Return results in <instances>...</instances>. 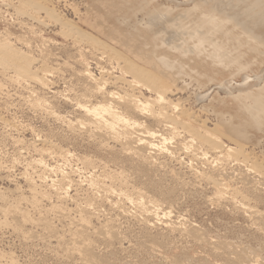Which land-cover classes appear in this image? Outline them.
I'll return each instance as SVG.
<instances>
[{
    "label": "rangeland",
    "instance_id": "rangeland-1",
    "mask_svg": "<svg viewBox=\"0 0 264 264\" xmlns=\"http://www.w3.org/2000/svg\"><path fill=\"white\" fill-rule=\"evenodd\" d=\"M0 1V44H13L35 72L29 80L0 61V264H264V118L251 120L245 102L232 97L258 90L254 78L264 66L246 71L252 92L241 77L229 92L227 76L215 72L208 81L211 70L176 62L179 53L169 49L194 47L199 12L241 22L257 15L263 25L264 0H34L50 16L32 13L28 0ZM159 36L169 71L141 54L140 42L151 50ZM126 59L147 69L148 80L139 76L140 86L131 88L136 74L123 73ZM159 90L169 115H185L192 130L239 154L215 160L197 137L182 151L192 134L171 137L122 99L153 101ZM104 103L168 134L167 152L145 161L142 150L97 130L79 106ZM246 153L250 161H235ZM213 181L226 187L222 195ZM137 196L159 205L160 217L141 215Z\"/></svg>",
    "mask_w": 264,
    "mask_h": 264
},
{
    "label": "bare ground",
    "instance_id": "bare-ground-1",
    "mask_svg": "<svg viewBox=\"0 0 264 264\" xmlns=\"http://www.w3.org/2000/svg\"><path fill=\"white\" fill-rule=\"evenodd\" d=\"M0 2H2V1H0ZM255 3L259 4L260 2L255 1ZM23 4L29 6V8L32 9V13H35L36 15L39 11H44V9H45L43 7L44 5L42 6V3L40 1L28 0L27 2L24 1ZM15 8H16V6H15ZM45 12H47V15L50 16L48 14V10L46 11V9H45ZM51 17H54V15L52 14ZM256 17H258V16L257 15L252 16L251 20L253 23H251V20H250V22H241V19L239 17L218 16V15H214V14L208 16V15H205V13L202 14L201 12H199V16L196 19V24H195V28H194L195 31L193 34L195 36V39H196V41L194 42V47L184 48L181 45H176V46L170 47L169 49H170V51L174 50L173 52L179 53V59L176 62H183V61L187 62V61H189L190 65L193 64L197 67L201 66L204 69L211 70L210 74H206V78L208 79V81H211V80L214 81L215 80V77H216V74H214L215 72H217L220 75L227 76L223 85H224V87H227L229 89V92L234 90V89H232V86L229 85V82L231 80H234V78H237V77H239V78L241 77V78H243V80H246V84L244 85V89H247L249 87V84L247 85V82H248L250 77L246 74V71L248 69H250L252 67V65H259L260 64V65L264 66V32L262 30V28L264 27V24L262 25V22L259 21ZM56 18H57V16H56ZM55 20H57V19H55ZM61 21L63 22L62 19H61ZM61 24L66 25V22L61 23ZM140 43H142V49H143V51L142 52L140 51V52H141L142 56L144 58H146V64L153 63V64H155L156 67H159L161 70L169 71V69H167L168 66L164 65V62L166 60H169L170 58L165 59V55L163 54V47L166 45L163 37H161V36L158 37V41L156 42V45H154L155 47H153V49H151V50H149L146 47V45L143 44L145 42H140ZM10 45H11V43H9V42H5V43L3 42L0 44V61H1V63H4V65H6V63H7L9 65V67L15 69V72H17L16 74H18L20 77L21 76L28 77L30 80L31 76L33 74H35V72L34 73L32 72L31 64L27 60H25L26 62H20V58L23 59V57H20L22 53L20 54V56H19V54L16 55L17 56V58H16V56H15L16 52H14V49H12L13 50L12 51L10 48L13 44L11 46ZM139 46H137V47L139 48ZM137 47H135V48H137ZM137 49H135L136 52H137ZM150 53H152V56H150ZM2 55H3V57H1ZM116 56H118L117 53H116ZM118 57H120V56H118ZM80 59H82V58H80ZM122 59H124V57H122ZM126 60L127 61H123V62L128 64V70L123 71V73L124 74H126V73L136 74V77H134L133 82L132 81L129 82V83H131L130 84L131 88L137 86V84H138V86H140L139 85L140 81H141L140 79L142 77H144V74L146 76V80H148L147 79L148 73H150V72L147 69L145 70L144 68L138 67L134 63H131L128 59H126ZM174 64L181 65V68H182V63H180V64L174 63ZM8 70H10V69H8ZM85 74H87V73H85ZM88 75H90V74H87L86 77H88ZM137 76L138 77L142 76L141 78L139 77V81L137 80V78H138ZM34 78H32V79H34ZM112 79H114V77ZM41 80H42V78H41ZM115 80H116L115 83H117L118 81H120V78L119 79L115 78ZM254 80L257 82L256 86H259L258 90H255V92H252L254 89L252 88L253 90L251 91L250 90L251 88H248L249 91H251L252 93H249L247 91V93L244 94L245 90L243 91V89H242L241 92L243 91L244 93H241L238 96H235V97L232 96V97L241 106H242V104H241L242 101H244L245 102L244 103L245 104L244 109L246 110L247 113H249L251 118L253 117V119H251V120H254L255 122H260L264 118V75H257V76H255ZM107 83H110V82H107ZM107 83L105 82V85H108ZM24 84H25V82H24ZM142 84H141V86H142ZM144 84H146V83H144ZM143 86L145 87V85H143ZM143 86H142V88H144ZM105 88H106V86H105ZM102 89L104 90L103 87H102ZM136 89H137V87H136ZM148 89H150V86L146 84V90H148ZM99 91H100V89H99ZM164 91H166V90H164ZM164 91L159 90L158 91L159 93H157V95L155 94L156 98L153 101L149 100V99H147L146 101H142L139 99V97L137 98L134 95H129L127 98L126 97H123V98L121 97V98L124 99L125 101H127V102H124L127 109H130V110L137 112L139 114L149 115L151 118L155 119V121L158 122L160 125H163L164 128L167 129V132L170 134L171 137H177L178 135H180V132L185 133V134H187V133L192 134L190 137L192 142H189V144H187L185 146L179 147L180 150H182V151H184V150L186 151L189 148L193 149L192 146L194 145V142L198 138V140H200L203 144H206L212 150V153H214L213 155L216 156L215 160L216 159L219 160L222 157H225L226 155L229 156V160H230V158L234 154H239V153H235V152H239L236 149L224 146V144L220 141L221 140L220 138L217 137L215 139H213V138L209 139V136L201 135L197 131L192 130L190 128V126L186 125L185 121L182 120V118L185 116L184 114H186V113H182L184 115L183 117L182 116L174 117L172 115H169L167 113L166 107H165L168 104L169 100L166 99V92H164ZM109 95H110V97H113L114 100H115V98L118 97L117 93L115 94L113 92L109 93ZM115 96H117V97H115ZM118 99H119V97H118ZM119 101H122V100L119 99ZM106 102H107V100H106ZM151 102H153V103L155 102L156 105L158 104L159 108L156 110H152V106H153L152 104L153 103H151ZM110 104L111 103H109V104L104 103L103 105L98 104L99 106H95V105L89 106V105L83 104V105H80V106L78 105V106L81 107L80 109H83V112L86 113L91 124H93L92 126L95 125V128H97V130L98 129L100 131L103 130L104 132L108 133L109 135H111L115 139L120 140L126 146V148L132 152L142 150L144 152V160L145 161L151 160V158L153 157L152 154L155 155V153L162 154V153L167 152V150L169 149L168 144L170 145L169 140H171L170 137H168V134L167 135L162 134L160 132L145 128L139 122L134 121V120L122 115L120 112H118L116 110L118 108L115 109V106L113 107ZM153 107H155V106H153ZM172 107H174V106H172ZM231 126H233L232 127L233 133H236V132L241 133L238 130L239 126L237 127L238 129L233 124ZM103 131H102V133H103ZM207 135H209V134H207ZM231 135H233V134H231ZM237 135H239V134H237ZM234 136H235V134H234ZM188 141H189V139H188ZM240 144L238 143L237 145H240ZM174 145H176V144H174ZM127 149L125 151H127ZM173 149L175 150V148H173ZM194 149H195V147H194ZM238 150H240V149H238ZM242 150H243V148H242ZM197 151L198 150H196V152ZM138 152H140V151H138ZM138 152H137V154H138ZM232 152H234V154H232ZM241 154L243 155V153H241ZM141 155H139V156H141ZM202 155L206 156L207 154L204 153ZM195 156H197V155H195ZM208 156L209 155H207L206 157L208 158ZM239 156L237 157V155H236L237 158L236 159L234 158L235 161L239 162V163H240V161L245 162V161H250V159H251V158H249V154H247V153L244 154V156H242L241 158ZM201 158H203V157H201ZM215 160H214V162H215ZM239 163H237V165ZM213 182L215 184L216 191L220 195H222V192L225 190L226 187L223 188V184H220L217 181L216 182L213 181ZM223 197H224V195H223ZM223 197H222V199H223ZM141 198L139 196L138 201H137V205H138L137 210H139V213H141V215H144L145 217H147L149 219L160 217V215L163 212H161V209L158 207L159 205H153L149 202H148L149 204L144 203Z\"/></svg>",
    "mask_w": 264,
    "mask_h": 264
}]
</instances>
